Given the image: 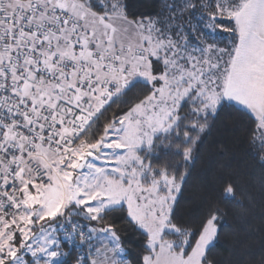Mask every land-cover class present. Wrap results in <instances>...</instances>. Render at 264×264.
<instances>
[{
	"label": "snow or ice",
	"instance_id": "obj_1",
	"mask_svg": "<svg viewBox=\"0 0 264 264\" xmlns=\"http://www.w3.org/2000/svg\"><path fill=\"white\" fill-rule=\"evenodd\" d=\"M145 7L0 0V264H131L129 229L135 264H215L236 184L180 198L222 113L264 162V0Z\"/></svg>",
	"mask_w": 264,
	"mask_h": 264
},
{
	"label": "trees",
	"instance_id": "obj_2",
	"mask_svg": "<svg viewBox=\"0 0 264 264\" xmlns=\"http://www.w3.org/2000/svg\"><path fill=\"white\" fill-rule=\"evenodd\" d=\"M130 3L135 10L145 11L149 0H130ZM241 137L235 118L222 113L205 137L196 170L180 198V211L189 212L196 203L202 178L230 176L236 184V199L223 205L227 215L221 220L220 237L209 253L215 264H238L242 253L247 254L245 259L259 261L264 251V162ZM221 142L228 145L226 153L216 147ZM121 235L125 240V258L135 264L143 254L142 241L130 229Z\"/></svg>",
	"mask_w": 264,
	"mask_h": 264
}]
</instances>
